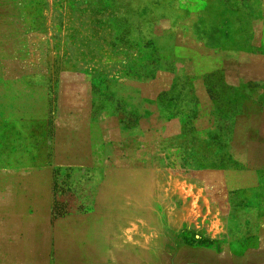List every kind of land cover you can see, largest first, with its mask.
<instances>
[{
    "label": "rangeland",
    "instance_id": "obj_1",
    "mask_svg": "<svg viewBox=\"0 0 264 264\" xmlns=\"http://www.w3.org/2000/svg\"><path fill=\"white\" fill-rule=\"evenodd\" d=\"M0 264H264V0H0Z\"/></svg>",
    "mask_w": 264,
    "mask_h": 264
},
{
    "label": "crops",
    "instance_id": "obj_2",
    "mask_svg": "<svg viewBox=\"0 0 264 264\" xmlns=\"http://www.w3.org/2000/svg\"><path fill=\"white\" fill-rule=\"evenodd\" d=\"M128 80H131V78H129ZM132 81H126L125 83H129V86L132 84L131 83ZM129 86L127 85V86H125V88L126 89H128L129 88ZM89 95L90 96H93L94 95V93H95V96L96 97H98L99 96V94H96V93H98L97 91H93L91 88H89ZM126 93H128V95H130L131 96V94H133V92L131 91V90H127V92ZM136 93H138V92H136ZM139 93H141V91H139Z\"/></svg>",
    "mask_w": 264,
    "mask_h": 264
}]
</instances>
